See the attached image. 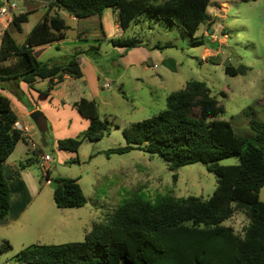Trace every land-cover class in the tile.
I'll return each instance as SVG.
<instances>
[{
	"label": "trees",
	"instance_id": "16d2710c",
	"mask_svg": "<svg viewBox=\"0 0 264 264\" xmlns=\"http://www.w3.org/2000/svg\"><path fill=\"white\" fill-rule=\"evenodd\" d=\"M210 0H51L47 10L18 44L9 32L12 26L21 31L27 12L15 15L0 39V61L11 57L13 65H0V82L17 79L32 85L37 79L67 75L82 77L78 52L62 61L41 62L34 48L65 38L66 24L58 14L64 10L77 19L102 15L106 8L118 12V22L125 29L131 20L145 10L177 24L193 36L200 24L209 22L207 6ZM54 11V13H50ZM115 46L131 49L141 43L140 38H111ZM202 43V41H193ZM168 46V45H167ZM232 72L243 73V65ZM89 124L76 137L57 140V148L76 152L83 140L97 141L108 133V122L102 120L97 102L81 97L73 103ZM223 105L210 95L206 83L189 80L184 87L166 97V106L158 114L132 123L122 129L123 146L111 148L106 154L141 150L157 154L173 173L184 165L202 163L216 177L212 194L178 197L171 190L152 197L135 194L126 199L105 224H94L80 242L31 245L20 250V260L42 264H264V201L260 189L264 186V128L255 120V142L238 135L229 121L220 118ZM16 116L10 100L0 93V218L10 210V188L3 173V164L23 133L13 127ZM118 127L117 125L115 126ZM231 155L239 163L219 164ZM36 161V160H35ZM73 159L71 162H77ZM34 162L25 159L24 168ZM52 198L58 208H79L87 200L75 178L54 176ZM45 178V179H46ZM236 211H243L248 219L241 232L226 225ZM187 238L189 233L200 238L198 247L191 241L179 243L175 233ZM167 234V235H166ZM224 241L216 246L217 239ZM3 248H10L7 240Z\"/></svg>",
	"mask_w": 264,
	"mask_h": 264
},
{
	"label": "rangeland",
	"instance_id": "374dc122",
	"mask_svg": "<svg viewBox=\"0 0 264 264\" xmlns=\"http://www.w3.org/2000/svg\"><path fill=\"white\" fill-rule=\"evenodd\" d=\"M14 2L17 5L14 13L23 10L28 15L21 31L12 26L9 28L12 37L22 42L26 32L44 14V8L39 7L41 2L36 0ZM207 11L212 15L209 22L200 24L193 36L177 24L157 18L150 10L141 12L123 29L122 35L114 37L141 39L140 45L133 47L128 57L122 54L126 48L114 46L107 39L79 43L78 46L86 49L87 53L79 55L84 77L76 80V85L84 97L97 102L100 118L108 122V133L101 139L93 142L83 140L76 152L60 150L55 145L54 137L74 133L76 128L68 131L59 128L55 122L53 129L42 133L33 125L37 148L40 147L42 152L51 157L50 177L58 175L77 179L87 202L76 211L89 230L94 224H105L111 214L135 194L152 197L171 190L178 197L192 195L207 199L214 191L216 177L202 163L179 167L175 171L177 179L174 181V172L157 154L141 150L106 154L107 150L125 144L122 135L124 127L158 114L166 106L167 95L183 88L187 81L205 82L210 95L223 105L224 112L220 118L229 121L235 132L246 140L255 142L252 120L261 123L264 128V0H210ZM58 14L71 24L67 12L58 10ZM97 19V16L82 18L79 25H97ZM71 28L65 30L70 41L75 36ZM3 31L0 28V39ZM92 36L88 35L87 38L92 39ZM195 40L202 43L195 44ZM70 41L62 46L50 44L46 50L40 54L38 52L37 59L44 62L49 57L65 58L74 48ZM14 60L11 57L0 63H13ZM125 63L134 65L126 66ZM241 65L245 67L243 73L226 69L227 66L236 69ZM106 81L109 85L99 89V85ZM48 85L51 87L53 83ZM69 87L67 84L63 86L64 89ZM35 91L38 95V90ZM96 91H99V95ZM11 94L28 106L37 102L20 91ZM58 105L61 108L62 103ZM42 108L50 113L55 111L50 102L42 105ZM81 132L69 137H76ZM73 159L78 161L71 162ZM24 161L22 159V163ZM237 163V155L219 161L222 165ZM26 167L34 169L37 184L42 189L41 198L53 203V183H46L37 163ZM259 196L264 201V186ZM247 222L245 213L236 211L226 221V225L241 232ZM40 233L39 225L31 220H20L0 227V264L17 259L16 254L25 247L45 245L37 244L36 235ZM183 233H175L176 241L182 244L189 240L198 247L200 238L190 233L187 238H183L180 236ZM5 240L9 242L10 248H3ZM216 244L223 245L224 241L217 239Z\"/></svg>",
	"mask_w": 264,
	"mask_h": 264
},
{
	"label": "crops",
	"instance_id": "0c3cea01",
	"mask_svg": "<svg viewBox=\"0 0 264 264\" xmlns=\"http://www.w3.org/2000/svg\"><path fill=\"white\" fill-rule=\"evenodd\" d=\"M39 7L44 8L45 14L47 10L46 4L41 2ZM44 14L41 15L39 20L42 19ZM67 17L71 24L65 22L67 27L66 29L72 27L71 30L75 33L73 39H71V41L67 40L66 35L62 40L36 46L34 48V54L36 57H38V52L40 54L42 50H46L50 44L62 46L70 41L74 45V48L70 53L74 51L79 53L78 62L82 70L83 66L80 56L86 55L87 50L78 46L79 43L82 41L96 42L100 39L109 40L117 35H122L124 32L118 22L117 10L112 8H106L102 12L100 18L97 16V20H99L97 25L92 24L88 26H80L79 20L81 19H77L69 14ZM29 31L30 30H28L26 34ZM209 31L210 30H208V32ZM26 34L22 42L24 41ZM88 35H93V38H87ZM22 42L17 43L21 44ZM132 50L133 48L122 50V54H124L125 57H128ZM64 59L65 58L49 57L46 61H62ZM5 61L6 60H4V62ZM15 61L16 60H14L13 63H0V65H13L15 64ZM125 64L126 66L134 65V63ZM83 77L84 73L82 72V77L77 79L71 78L67 75L63 76L61 81H58L57 78L37 79L32 84L36 87L35 89H32L29 84L17 79L0 82V93L10 100L11 109L16 116V120L28 129L26 133H23L24 139L20 140L16 144L13 152L8 156L3 164V173L10 188V210L7 217L0 218V227L9 226L20 220L22 222L31 220L35 224H38L41 229V233L36 235L37 244L44 243L45 245H48L66 242H80L84 239L85 234L89 231L87 225L84 224L85 222L80 218V213L76 211L81 207L58 208L54 201H52L53 203H49L47 200L42 199V189H40L37 184V177L33 172L34 169L31 167L23 168L21 166L22 159H27L30 157H32L34 159V163H36V154L39 151L42 152L40 147L37 148V146H31V141L34 142L33 125H36L42 133L47 132L49 128L53 129V124L55 122L59 128L62 127L68 129V131L76 128L74 133L68 132L62 136L54 137L56 146L58 139L73 136L77 132L83 131L87 128L89 120L81 116L73 106L75 101L79 100L81 97H84V94L80 91L79 86L76 85V80L83 79ZM97 79H99V76H97ZM49 83H53V86L50 87L48 85ZM64 84H67L71 87L64 89ZM108 85L109 82H103L101 85H99V89L107 87ZM35 90H38L39 96L36 94ZM14 91L23 92L24 95H27L29 98L31 97V100H37V102H34V104H31L30 106L27 104L25 105L16 97L12 96L11 93H14ZM95 93L99 95V91H96ZM44 95L47 96L44 97ZM39 100L42 101V105H46L47 102H50V106L55 108V111L50 113L43 109L42 105L39 104ZM59 102L62 103L61 108H58ZM35 215L39 216L37 217Z\"/></svg>",
	"mask_w": 264,
	"mask_h": 264
},
{
	"label": "built area",
	"instance_id": "2783aa9c",
	"mask_svg": "<svg viewBox=\"0 0 264 264\" xmlns=\"http://www.w3.org/2000/svg\"><path fill=\"white\" fill-rule=\"evenodd\" d=\"M17 10V5L14 2V0H0V28L3 30L7 29L9 25L12 22V19L15 15H18L22 13V10H19V12L16 14L14 11ZM13 127L22 133H26L28 131L27 127L23 126L19 121H15L13 123ZM31 146L35 147V143L31 141ZM51 161V157L48 153H44L39 151L36 154V163L41 169L43 176L49 177L50 176V167L49 162ZM49 178H46V183H49ZM1 264H42L39 261H30V260H20V259H14V260H6L2 262Z\"/></svg>",
	"mask_w": 264,
	"mask_h": 264
},
{
	"label": "water",
	"instance_id": "95a60500",
	"mask_svg": "<svg viewBox=\"0 0 264 264\" xmlns=\"http://www.w3.org/2000/svg\"><path fill=\"white\" fill-rule=\"evenodd\" d=\"M36 1H40V2H43V3H49L51 0H36Z\"/></svg>",
	"mask_w": 264,
	"mask_h": 264
}]
</instances>
